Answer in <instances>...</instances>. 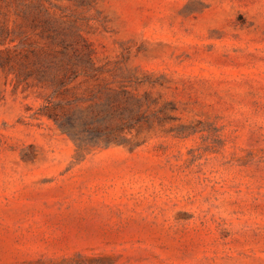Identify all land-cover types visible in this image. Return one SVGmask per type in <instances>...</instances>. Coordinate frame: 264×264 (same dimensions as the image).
<instances>
[{"label":"rangeland","instance_id":"374dc122","mask_svg":"<svg viewBox=\"0 0 264 264\" xmlns=\"http://www.w3.org/2000/svg\"><path fill=\"white\" fill-rule=\"evenodd\" d=\"M0 264H264V0H0Z\"/></svg>","mask_w":264,"mask_h":264},{"label":"trees","instance_id":"16d2710c","mask_svg":"<svg viewBox=\"0 0 264 264\" xmlns=\"http://www.w3.org/2000/svg\"><path fill=\"white\" fill-rule=\"evenodd\" d=\"M92 53L93 50H90L86 53V55L88 54V61H91L93 59ZM64 74H63L64 76L61 77V80L56 89V91H58L59 93L62 92L61 89L63 86H66L69 81L73 80L76 76H78V73H76V69L73 66L66 67ZM66 90H68L67 87H65V91ZM60 105L62 106V102L55 103L53 105L47 103V115L49 117L54 118L64 132H68L71 135H73L74 138L77 141H79L80 144L82 145L83 143L86 142L85 139L82 137V133L84 132L85 127H89L91 122L95 123L97 121L96 118L97 116L89 118L83 115L82 113L76 112L72 108L69 110L68 109L58 110V107ZM101 113L99 114V116H101ZM79 125H81L82 128H80Z\"/></svg>","mask_w":264,"mask_h":264}]
</instances>
